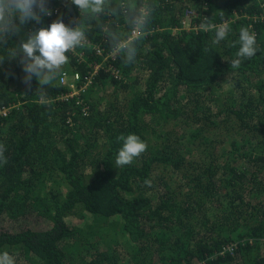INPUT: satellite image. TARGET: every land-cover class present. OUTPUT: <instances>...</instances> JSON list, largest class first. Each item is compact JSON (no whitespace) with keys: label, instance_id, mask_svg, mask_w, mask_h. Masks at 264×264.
<instances>
[{"label":"trees","instance_id":"1","mask_svg":"<svg viewBox=\"0 0 264 264\" xmlns=\"http://www.w3.org/2000/svg\"><path fill=\"white\" fill-rule=\"evenodd\" d=\"M49 7L44 27L61 17L88 43L43 91L0 47V253L14 264H264V0H106L97 16L71 0ZM145 9L132 35L128 18ZM242 29L255 37L250 58L237 56ZM132 42L128 62L120 45ZM71 87L83 90L61 98ZM130 134L147 147L120 164Z\"/></svg>","mask_w":264,"mask_h":264},{"label":"clouds","instance_id":"2","mask_svg":"<svg viewBox=\"0 0 264 264\" xmlns=\"http://www.w3.org/2000/svg\"><path fill=\"white\" fill-rule=\"evenodd\" d=\"M51 0H0V47L7 48L11 57H19L24 73L23 83L31 85L33 78L43 91L57 77L59 69L68 61L66 53L86 42V32L78 26L71 27L57 17L55 22L44 27L46 17L53 14L49 7ZM79 11H87L97 16L105 11L106 0H71ZM150 10L145 9L132 14L128 22L133 30L141 31L147 25ZM29 25H40L25 30ZM229 35V29L220 27L215 33L214 43L219 44ZM19 39V43L9 47V41ZM239 58H250L256 54V41L253 34L242 29L239 34ZM126 60L135 59L137 48L134 42L120 45ZM238 65L240 59L233 62ZM66 71V70H65ZM146 144L135 134L123 138L118 152V163H131L146 150ZM0 264H14L13 258L7 253H0Z\"/></svg>","mask_w":264,"mask_h":264},{"label":"built area","instance_id":"3","mask_svg":"<svg viewBox=\"0 0 264 264\" xmlns=\"http://www.w3.org/2000/svg\"><path fill=\"white\" fill-rule=\"evenodd\" d=\"M137 33V31H135V32H132V35H135ZM131 39V38H130ZM86 43H88V41H86ZM98 52H99V50H98ZM67 71H63L62 73H60V77H59V81L60 82H66V79H67ZM87 85H89V81L88 80H86L85 81V83H84V88L87 86ZM81 90H83L82 88H80V90H77V89H75L74 87H71V90L70 91H68L66 94H64L63 96H61V98H67V97H72V96H76L78 93H79V91H81ZM7 112H8V109L7 108H1L0 109V114H4V115H6L7 114ZM228 250H230V248H228Z\"/></svg>","mask_w":264,"mask_h":264},{"label":"rangeland","instance_id":"4","mask_svg":"<svg viewBox=\"0 0 264 264\" xmlns=\"http://www.w3.org/2000/svg\"><path fill=\"white\" fill-rule=\"evenodd\" d=\"M184 25L185 27H189L190 24H189V20L185 21L184 22ZM124 98H122L121 100H123ZM222 137V136H221ZM51 191H53L54 193H59L61 190H64V188L61 187L60 184L56 185L55 187L53 188H50Z\"/></svg>","mask_w":264,"mask_h":264}]
</instances>
